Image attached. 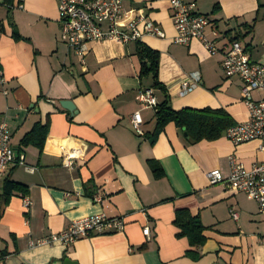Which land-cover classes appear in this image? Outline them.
Masks as SVG:
<instances>
[{
  "label": "crops",
  "instance_id": "crops-1",
  "mask_svg": "<svg viewBox=\"0 0 264 264\" xmlns=\"http://www.w3.org/2000/svg\"><path fill=\"white\" fill-rule=\"evenodd\" d=\"M187 1L227 40L236 39L252 62L264 65V0ZM124 7L143 10L165 35L145 37L142 45L159 54L157 81L173 111L221 110L233 124L248 120L241 82L223 75L221 56H210L197 40L188 46L172 43L166 0H124ZM59 36L55 0H11L10 6L0 0V68L7 91L0 94V122L8 126L11 147L32 169L10 167L0 180V198L6 181L25 189L9 198L0 216V264L66 259L75 264H264V215L246 195L210 186L206 178L215 169L226 177L230 156L250 169L263 159L258 144L235 147L224 136L194 144L172 123L150 144L156 110L143 108L139 95L152 90L157 105L162 95L152 89V76L139 79L138 44L91 42L81 61ZM207 36L212 39L209 31ZM190 75L198 78L196 86L179 97L180 83ZM262 98L264 93H252L254 101ZM65 101L74 112L61 107ZM134 113L142 120V135L131 126ZM47 121L41 149L22 145L36 124ZM69 155L74 159L67 167ZM95 195L101 203L93 201ZM178 212L200 221L203 245L193 248L180 235ZM100 214L122 218L123 231L79 239L70 247H31L74 221ZM188 251L199 258L193 260Z\"/></svg>",
  "mask_w": 264,
  "mask_h": 264
},
{
  "label": "built area",
  "instance_id": "built-area-1",
  "mask_svg": "<svg viewBox=\"0 0 264 264\" xmlns=\"http://www.w3.org/2000/svg\"><path fill=\"white\" fill-rule=\"evenodd\" d=\"M174 29L172 43L188 46L193 40L199 41L210 56H221L220 67L227 79L236 78L241 82L240 96L247 112L248 120L234 124L223 136L233 146L256 142L262 161L254 163L250 169L228 157L229 173L224 177L219 170L206 174L210 186L225 185L236 193H242L252 200L258 213L264 215V98L254 101L252 93H264V65L251 61L247 50L236 40H227L221 35L212 21L199 14L196 5L187 0H166ZM57 4L59 39L69 50L82 61L91 42H113L120 45L142 44L145 37L164 39L165 35L157 24L150 21L143 10H126L124 0H55ZM207 31L212 39L207 36ZM224 42L218 45V41ZM197 77L190 75L180 83L177 95L185 96L191 92ZM5 81L0 68V94L6 95ZM139 103L143 108L156 110L157 101L152 90H144L139 95ZM136 134L142 135V120L138 113L130 119ZM10 131L7 124L0 122V180L10 167H25L24 156L16 153L10 145ZM73 155L66 156L65 166H71ZM93 201L101 203L99 195ZM29 202L26 200L25 205ZM235 219L236 215L231 214ZM122 218H109L104 214L86 217L71 223L63 232L51 235L31 243V247H40L59 243L70 247L77 240L95 235L121 232L124 229ZM149 237V229L142 230Z\"/></svg>",
  "mask_w": 264,
  "mask_h": 264
},
{
  "label": "trees",
  "instance_id": "trees-1",
  "mask_svg": "<svg viewBox=\"0 0 264 264\" xmlns=\"http://www.w3.org/2000/svg\"><path fill=\"white\" fill-rule=\"evenodd\" d=\"M7 6H10L11 0H4ZM137 57L140 61L139 79L152 76V89L158 91L162 95V101L158 103L155 112V128L148 135L150 144H154L158 135L163 131L164 127L172 123L175 127L183 131L185 137L196 144L201 141L212 142L223 136V133L234 124L229 116L221 110L204 109L200 111L183 109L173 111L169 105V98L165 93L164 87L157 81V68L159 54L142 44H138ZM48 121L45 125L36 124L29 133L22 139L24 146L35 145L41 149L42 144L47 136ZM154 177H159V170L155 165L149 163ZM24 187L10 181H6L3 185V191L0 198V216L8 204L9 198L15 192H25ZM185 215L186 218L182 219ZM176 226L180 229V235L187 238L189 245L197 248L205 242L202 236L203 227L197 218L189 216L186 212H178L175 220ZM193 260L199 258V255L191 251L187 252Z\"/></svg>",
  "mask_w": 264,
  "mask_h": 264
},
{
  "label": "water",
  "instance_id": "water-1",
  "mask_svg": "<svg viewBox=\"0 0 264 264\" xmlns=\"http://www.w3.org/2000/svg\"><path fill=\"white\" fill-rule=\"evenodd\" d=\"M60 105L64 109L68 110L69 112H74V108H73V106H72V104L70 102H66V101L65 102H61ZM60 264H75V263L66 259L63 262H61Z\"/></svg>",
  "mask_w": 264,
  "mask_h": 264
}]
</instances>
